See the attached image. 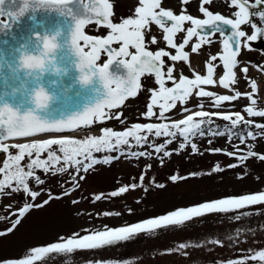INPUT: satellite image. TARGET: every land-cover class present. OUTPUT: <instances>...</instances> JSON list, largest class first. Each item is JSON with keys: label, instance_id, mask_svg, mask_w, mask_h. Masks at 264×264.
<instances>
[{"label": "snow or ice", "instance_id": "6c2138e0", "mask_svg": "<svg viewBox=\"0 0 264 264\" xmlns=\"http://www.w3.org/2000/svg\"><path fill=\"white\" fill-rule=\"evenodd\" d=\"M11 6L5 10V4ZM61 0H0V32L10 30L27 13L36 11H51L43 7L45 5H57ZM163 0H138V6L134 9L133 16L121 18L120 22L112 21L113 5L109 0H74L72 5H76L75 16L72 17L74 27L70 34L69 47L72 55L77 58L75 69L80 72L83 66V74H91L92 83L98 82L102 88L96 102L91 106H86L82 111L66 119L50 122L43 119L36 111L46 110L49 107L51 98L36 84L30 92V103L34 105V110L20 114L18 108H14L8 103L0 105V154H4V159L0 162V196L11 198L16 194H23L27 199L22 206L11 211L13 205L10 203L5 207L9 209L8 217L0 216V220L16 219L11 222V226L0 231V237H6L14 233L22 219L33 208H43L53 199H60L61 196H53L51 191L40 186L46 183L43 177H55L60 174H69L71 179V190L65 189L62 196H69L79 188V181L86 177L81 175L89 173L96 165L110 164L114 160H119L122 156H131L135 159L144 157H154L160 167L165 166V160L170 159L174 154L179 155L187 149H191L192 154H203L198 144L197 138L211 137L208 144L212 145L214 138H225L226 143L239 140V144H233L232 151H226L220 147H208L205 151L210 154H223L235 159L236 163L227 165V168H244L243 173L237 174V179H243L247 172V161L255 158L257 162H264V154L254 151V146L248 144V140H256L264 137V124L255 123L245 118L240 111L224 113L221 111L205 110L203 103H198L200 110H193L189 105L192 98H211V104L215 109H220L225 102L239 100L242 96L250 101V106H246L243 111L248 117L264 118V109H258L257 99L254 96L258 93V82L249 76L250 63H244L239 57L242 49L251 50L249 41H256L258 37L264 36V28L257 24H252L253 34L249 35L241 30L242 25L249 24L252 9L260 8L264 5V0H230V7L238 9L232 13L235 18H228L220 13H213L205 5H210L212 0H200L198 11L204 18H196L191 14H185V9L181 8L180 14H174L172 9H165L162 6ZM189 0H181L182 5H187ZM86 4V7H85ZM71 5V6H72ZM7 18V23L4 22ZM259 20L264 24V10L258 13ZM95 24L97 31L103 26L109 30L106 36H93L85 34V26ZM157 25L162 29L163 41L171 51L159 49L148 50L145 36L150 32L151 25ZM190 25L185 27V25ZM182 42H178V34ZM219 34L222 50L217 54H211L206 61V75H201L193 69L194 78L190 79L176 67V63L168 65L164 58L171 62H189L190 54L186 47L190 45L193 38L195 43H191L190 52L200 53L203 46H211L213 37ZM61 33L49 35L47 38L36 34L34 39L38 41L36 47L38 53L29 56L27 53H20L19 71L25 73L29 78L37 83L40 80V73L30 64L41 60L40 53L52 46ZM82 42V43H81ZM149 43L157 45L158 40L155 35L151 36ZM113 45H119L114 47ZM87 49V50H86ZM130 49H134L130 51ZM107 59L103 64L101 54ZM219 63H213L217 62ZM222 75L217 77V69L220 68ZM243 65V66H242ZM115 66L126 70L124 75L114 74L112 67ZM256 69L264 75V64H256ZM35 73V75H33ZM241 74L245 82L250 85L251 91L244 92L232 87L238 85ZM145 76L154 77V84L158 87L147 88L149 102L146 104V111L140 116L144 120L150 121L155 118L160 122H134L124 130H113L111 127H102L99 134H85L83 138H72L69 136H42V134H61L76 131L81 128H91L94 123H105L106 119H115L120 123L123 112L113 113V109H119L125 105L129 98H135L142 90V78ZM171 82V86H167ZM221 86L234 94L217 95L213 91H206L202 86ZM23 87V82L21 84ZM81 86H89L81 80ZM185 113L180 119H173L169 122V115L174 110ZM158 109V112L156 111ZM222 119L226 122V127L217 126L213 118ZM246 127L260 129V132L244 131ZM27 142L8 143L10 140L20 141L23 138H34ZM163 138L162 143H155V140ZM176 143V148L169 149V146ZM244 145L247 148L240 147ZM135 148L151 149V151H134ZM15 150V151H13ZM104 153L102 157L96 154ZM116 153L115 155H111ZM27 158V162L25 160ZM148 170L152 165H146ZM223 169L217 162L211 169V173H219ZM191 175L195 176L196 173ZM76 177H79L77 180ZM146 172L141 173L137 183L124 184L117 190L110 192V197L116 198L134 191L138 187H143ZM135 179V178H133ZM169 179L175 183L187 177L176 174L170 175ZM258 179V178H257ZM155 181V178H152ZM156 187L163 188L164 184L157 183ZM39 189V190H35ZM147 191V188L144 189ZM42 194L48 196L47 199L36 203L37 198ZM104 193L94 194V201H101ZM73 204L79 203L73 200ZM254 205H264V189L255 193H245L238 196H223L221 198L205 201L200 204L191 205L186 208H178L157 217L148 218L140 222L110 228L105 226L103 230H94L90 234L80 236L75 233L69 237H60L58 242L47 246L33 247L27 249L18 259H0V264H50L51 254L69 255L75 250H97L105 246H112L119 242L129 241L137 235L144 233L152 235L161 229L170 227H182L196 218L208 214H228L236 212L237 215L231 219L239 221L242 217H247L248 213H240L239 210L249 208ZM129 211H131L129 209ZM104 216L120 215L119 213L105 212ZM232 239L231 236L228 237ZM201 243H211L213 245L224 246L222 240L197 241L194 246L197 249ZM190 247L187 243H180L179 248L187 250ZM250 256L240 260L229 259L226 262L217 261L216 264H247V259L264 262V250H248ZM185 251V255H187ZM67 264V261H65Z\"/></svg>", "mask_w": 264, "mask_h": 264}, {"label": "rangeland", "instance_id": "374dc122", "mask_svg": "<svg viewBox=\"0 0 264 264\" xmlns=\"http://www.w3.org/2000/svg\"><path fill=\"white\" fill-rule=\"evenodd\" d=\"M228 3L230 4V1L226 3L222 0L220 3V0H216L215 10L228 14L237 11V9L228 6ZM225 7L227 9H224ZM120 10L126 14H131L132 7L122 8L120 6ZM219 45L220 47L216 48L218 53L222 50L220 42ZM208 54H214V51H208ZM239 59L243 62H251L250 64L255 65V67L257 63L260 64V57L257 56L256 58L255 54L241 55ZM166 62H169V65L176 63L177 69L182 71L185 76H192L189 62H171L169 60ZM215 63H219V61ZM219 70L218 68L217 71ZM150 80V78L146 79V83L154 85L153 80ZM262 84L261 91L254 96L258 101V109H263L260 104V99L264 96V83ZM235 86L242 93L251 91L250 85L245 82L243 76L240 83ZM154 87L152 86V88ZM204 90L213 91L217 95L234 94L213 86L204 87ZM144 94L149 97L147 90ZM198 103H203L205 110L208 111L224 113L240 111L248 120L255 122V120L262 119L260 117H248L243 111L246 106H250V101L244 96L236 101L225 102L220 109L214 108L211 104V98H199V100L194 98L190 100L187 106L194 110L199 109ZM121 111L124 114L122 119L125 122L123 124L115 119H106L108 125L115 130L125 129L134 122H156L155 118L146 121L140 116L146 111L143 97L129 101L121 109L112 112ZM184 115L185 113H180V115H176L175 119L183 118ZM214 123L217 126L226 127L224 124L226 122L222 119L214 117ZM102 127V124L96 122L91 128H84L81 131L99 134V129ZM248 130L262 131L254 127L244 128L245 132ZM210 138H197L195 140L203 152L202 155L199 153L192 154L189 148L179 155L174 154L170 159H166L164 167H160L154 158L155 153L152 157L140 159L122 156L110 164L96 165L89 173L81 172V175L86 178L79 181L78 190L69 196H62L65 189L71 190L72 188L70 182L72 177L69 174L44 177L46 183L40 187L44 188L46 192L50 190L53 196H61V198L51 200L41 209L33 208L31 213L27 214L28 216L25 215L27 217L22 219L14 233L0 237V259L22 258L27 249L47 246L58 242L60 237H69L75 233L83 236L94 230H103L105 226L110 228L127 226L178 208H186L223 196H238L264 189V162H257L255 158L250 159L247 161L248 174L243 179H237V174L243 173L245 169L226 167L236 163L235 159L223 154H210L205 149L220 147L226 151H232V145L239 144V140L226 143L225 138H214L212 145H209L208 139ZM162 140H155L154 142L162 143ZM248 144L254 146V151L264 154V137H258L256 140L249 139ZM176 146L177 144L174 143L169 146V149L176 148ZM240 147L245 152L247 151L244 145H240ZM145 150L151 151V149ZM217 162L221 164L223 170L219 173L209 174ZM148 164L152 165L151 170L146 168ZM142 171L146 172L143 187L129 191L121 197L113 198L108 195L124 184L137 183ZM192 173H196V175L193 176ZM173 174L187 177V179L173 183L169 179L170 175ZM153 177L155 181L152 180ZM76 179L78 180L79 177ZM157 183L164 184L165 187L158 188L156 187ZM145 188L147 191H144ZM99 193H104V197L101 201H94V194ZM40 197L37 198L36 203L48 198L46 194H42ZM26 199L22 193L11 198L0 196V216L8 217L10 210L5 207L6 205L11 203L13 205L11 211H15L22 206ZM73 200H78L79 203L73 204ZM105 212L119 213L120 215L104 216ZM239 212L248 213V216L236 221L231 219L232 216L238 214L236 212L208 214L179 228L161 229L152 235L141 233L129 241L105 246L102 249L75 250L73 254L66 256L51 254L50 264H65V261L67 264H216L217 261L244 259L250 256L249 249H252L253 252L264 250V205L250 206L239 210ZM15 219L16 217L12 216L10 219L0 220V231L10 227L11 222ZM229 236L232 237L231 240L228 239ZM211 240H222L224 246L201 243L198 249L194 247L197 241ZM180 243H187L190 247L187 250H182L179 248ZM185 251H187V255H185ZM247 264H264V262L252 261L249 258Z\"/></svg>", "mask_w": 264, "mask_h": 264}, {"label": "water", "instance_id": "95a60500", "mask_svg": "<svg viewBox=\"0 0 264 264\" xmlns=\"http://www.w3.org/2000/svg\"><path fill=\"white\" fill-rule=\"evenodd\" d=\"M70 7L74 8V6ZM60 19L63 21L52 20L51 23L54 26H63L66 23L73 25L74 21L71 17L69 19L61 17ZM2 34L3 32H0V40H2ZM6 36L9 37L10 35L7 34ZM60 45L57 62L58 66L68 69L67 74H62L59 77L45 74L39 81L50 94H54L55 98L50 101L46 110L36 111L35 114L40 115L43 119H48L50 122L66 119L82 111L86 106H91L98 98H101L98 94L103 91L98 82L89 86H81L78 83L79 73L75 69V63L78 62L77 58L72 55L69 42L61 41ZM2 47L3 45L0 44V59L3 60V69L0 71V105L8 103L14 108H18L20 114L23 115L26 111L34 110V105L30 103V92L35 88L36 83L34 79L27 77L22 71H19L18 76L12 75L9 66L18 67L20 53H11L13 54L11 55ZM110 70L117 75H124L126 72L123 69L118 71L115 66ZM22 82L27 87H22ZM53 82L56 86H53Z\"/></svg>", "mask_w": 264, "mask_h": 264}, {"label": "flooded vegetation", "instance_id": "af4514ba", "mask_svg": "<svg viewBox=\"0 0 264 264\" xmlns=\"http://www.w3.org/2000/svg\"><path fill=\"white\" fill-rule=\"evenodd\" d=\"M110 3L113 5V20L115 23L120 22L121 18H128L132 16L131 14H126L122 10H120V6L122 8H130L131 5L138 4V0H109ZM200 2L198 0H189V3L187 5H182L181 0H163L162 6L165 9H172L174 11V14H180L181 8L183 7L186 11L185 14H192L194 12H197L198 6ZM17 6H19V1ZM74 8H76V5H72ZM259 11H262V7L254 9L252 12V15L250 16L249 24H246L244 26V31H246L249 35L253 34V28L251 27L252 24H257L258 26L263 27V24L259 20L258 13ZM30 17H34V19H30ZM69 19V17H66ZM4 22L7 23V18L4 17ZM43 24H40L39 22V15L38 11L36 12H29L27 13L23 18H21L10 30L4 31L2 34V41L3 45L6 46V48H9V50H16L19 51L22 44H24L26 41L31 40L32 45H30V50L33 49L35 44V35L39 33V29ZM59 27V28H56ZM74 27L71 24H63V26L49 23V28L55 32L56 30H66L69 34L71 33L72 29ZM100 28V27H99ZM97 25H89L86 29L89 33L90 31H93L92 33L96 34ZM103 29V28H100ZM150 32L146 33L145 40L146 44H148V48H150L153 51L164 49L171 52H175V50H171L167 48L166 42L163 41L162 37L164 35L162 29H159V27L155 24L150 26ZM9 34L10 36H6ZM155 35L157 37L158 43L157 45H151L149 43L151 36ZM179 36V34H178ZM177 36L178 42H181L180 38ZM259 42L256 41H249L250 51L245 50L244 52H254L258 57H260V62L264 64V36L261 37ZM82 43V42H81ZM260 45V46H256ZM116 47H119V45H116ZM130 51L134 52V49H130ZM262 59V60H261Z\"/></svg>", "mask_w": 264, "mask_h": 264}, {"label": "clouds", "instance_id": "9594fccd", "mask_svg": "<svg viewBox=\"0 0 264 264\" xmlns=\"http://www.w3.org/2000/svg\"><path fill=\"white\" fill-rule=\"evenodd\" d=\"M74 0H61V3L57 4V5H45L43 7L49 8V9H53L50 12H55L57 13L59 16L61 17H74L75 16V9L73 7H70L73 4ZM86 7V4H85ZM30 19H34V17H30ZM56 33H60V30L56 31ZM55 33V34H56ZM53 34V35H55ZM43 36H45V38H47V36H49V34L45 33ZM30 45H32V41L28 40L26 41L24 44L21 45L19 51L20 53H27L29 54V56H31L32 54H36L38 53V49L36 47V45L34 46V50L30 51ZM61 45L60 43H57L55 40L52 42V46L48 49L44 50V53H40L41 55V60L39 63L33 61L30 66L34 69H37L40 73V80L42 79V77L45 74H51L53 76H61L62 74L66 75L68 69L66 68H62L60 66H58V62H57V53L58 50H60ZM10 70L12 71V75L13 76H18L19 73V67L20 65L18 64V67L16 68H12V66L10 65ZM3 69V60L0 59V71H2ZM78 76V83L81 85V80H83L85 83H87L88 85H92V79H91V74H87L86 76L83 74V66L81 67V70ZM33 75H35V73H33ZM39 80V81H40ZM34 82L37 84V86L39 88H41L44 93L49 96L51 98V100H53L55 98L54 94H50L47 89L43 86L42 83L40 82H36L34 80ZM24 87H27V85H23ZM53 86H56L55 82H53Z\"/></svg>", "mask_w": 264, "mask_h": 264}, {"label": "bare ground", "instance_id": "6f19581e", "mask_svg": "<svg viewBox=\"0 0 264 264\" xmlns=\"http://www.w3.org/2000/svg\"><path fill=\"white\" fill-rule=\"evenodd\" d=\"M27 216H28V215H27ZM27 216H26V217H27ZM26 217H25V218H26Z\"/></svg>", "mask_w": 264, "mask_h": 264}]
</instances>
